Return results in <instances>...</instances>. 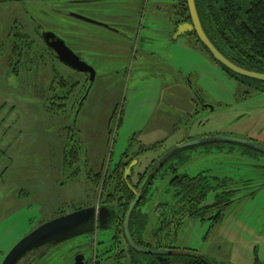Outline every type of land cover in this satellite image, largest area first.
Listing matches in <instances>:
<instances>
[{
    "label": "rangeland",
    "instance_id": "obj_1",
    "mask_svg": "<svg viewBox=\"0 0 264 264\" xmlns=\"http://www.w3.org/2000/svg\"><path fill=\"white\" fill-rule=\"evenodd\" d=\"M45 1L33 9L41 20L38 9L50 13L59 0ZM30 6L29 0H0V264L42 224L104 204L114 188V180L106 178L119 161L122 166L138 161L127 178L133 176L131 182L137 183L145 166L183 139L173 128L177 119L183 129L193 124L199 136L247 139L249 132L263 128L264 108L259 114L254 107L241 108L235 80L196 47L194 37L174 38L169 10L161 14L152 5L148 8L151 23L156 15L167 34L145 65L134 60L120 36L105 32L101 41H92L86 50L96 72L91 85L84 75L49 57L47 45L30 30L24 14ZM195 96L216 110L197 107L200 115L190 122L187 113L193 114ZM215 98L223 102L220 107ZM193 147L186 157L177 154L158 168L140 207L149 220L144 241L154 243L156 207L173 201L172 177L205 172L246 186L235 194L220 223L211 227L200 219L185 220L177 236L164 243L219 264L263 263L264 154L233 143ZM214 196L209 193L205 204H213ZM117 215L120 231L123 216ZM116 233L96 228L91 235L32 253L20 264H74L79 254L85 264H132L128 252L124 260L114 261L118 250L110 249ZM117 247L128 251L122 237Z\"/></svg>",
    "mask_w": 264,
    "mask_h": 264
},
{
    "label": "flooded vegetation",
    "instance_id": "obj_2",
    "mask_svg": "<svg viewBox=\"0 0 264 264\" xmlns=\"http://www.w3.org/2000/svg\"><path fill=\"white\" fill-rule=\"evenodd\" d=\"M29 3L31 4V6L29 9L27 8L25 9L24 14L29 20L30 25L33 26L31 27L30 30L39 37L40 41L44 44L42 36L46 33H51L55 35L57 38L63 40L66 46L71 51H73L79 57L81 61L85 62L86 64H88L94 69H95L94 65L90 63L89 59H86V56H87L86 50L87 48L90 47V43L92 41L94 40L101 41V39L105 38L106 37L104 36L105 32L112 33L113 35H115V37L117 35V36H120L121 38L126 39L127 43L130 45V46H127L128 47L127 51L130 50L131 54L133 53L134 60L135 59L136 61L140 60V62L144 65L149 63L154 55H157V53L155 54V52L151 50H153V47H156V51H157L160 40L162 41L163 37H165V35L167 34V27H164L165 24H162L161 22L156 21V18H157L156 15L154 16V19H155L154 24L151 23L152 21L150 19H152V17L148 16V8L151 5L155 7L154 11L156 13L160 12L161 14H163L161 12L162 10H166V11L169 10L171 17L168 20L170 21L169 24L173 29L172 35H175L177 27L179 25L184 24V23H190L189 14L186 15V19H185V16L183 15V6H184L183 0H59L58 2L54 1L55 5L53 8L50 9V13L42 11L41 9H38V12H39L38 14L40 15V17L50 22L49 26L43 23L45 20L36 18L35 14L33 13L34 12L33 9L35 8V5H37V7H40L41 5L48 4V3L45 0L44 2L40 0H29ZM150 13L152 12L150 11ZM151 24L153 28L151 27ZM74 26L76 27L75 30H73ZM67 34L69 36L71 35L72 37L74 36L77 37L79 39L78 42L71 41L68 38V36H66ZM187 35L194 37L195 39L194 44L196 45V47H199L200 50L205 51L202 48V46L199 45V42L194 34H187ZM110 38L111 36H107V39H110ZM80 40L82 42H80ZM47 53L50 58L59 62L56 54L52 50L48 49ZM59 63L62 64L61 62ZM242 68L247 69L245 67H242ZM224 71L227 72L233 80H235L236 89L238 90V95L236 96L239 99L241 108L245 111H248L251 107H254L258 111L256 114L261 113V110L259 109L261 107L264 108V103H263L264 100H262V96H264V91H263L264 83L255 81L252 79L236 76L226 70ZM249 71H253V70H249ZM253 72H257V71H253ZM257 73L264 74V72H257ZM82 75H84L85 78L89 81L88 75L86 74H82ZM86 95H87V91H86L85 96ZM195 98H196V102L195 101L193 102V105L195 107L193 114L191 115L190 113H187L188 118L190 119L189 120L190 122H192L194 116L200 115V113L196 109L197 107L201 108L202 110L211 111L212 113L216 110L213 107L210 108V104L207 103L204 99L197 98V96H195ZM215 102H217L218 107H220L223 104L221 100L216 99V98H215ZM259 105L261 106L259 107ZM227 109H229V107H227ZM181 122L182 120L177 119L176 124L173 127L174 129H176V131L179 130L181 137L183 138L180 142L176 143L175 146L185 144L188 142H192V141H196V140L211 138L207 135L205 136L197 135V133H195V131L197 130L196 128H194L195 126L193 124L183 129L181 126H179ZM261 127L263 128H258L256 132H249V130L245 131V132H249L248 134H251L252 136L248 137L246 135L245 137L247 139H243V140H247L257 145L264 146V133H263L264 124ZM261 132L262 134L259 135V133ZM225 137L236 138L234 136H227V135ZM205 144L215 146V144L217 143L207 142L202 145H205ZM193 148L195 147H188V148L175 152L163 162V166L167 164L171 159H173V157L177 154H179V156L181 157H186L185 155H187L188 151ZM171 149H173V147L164 150L162 154L157 157V160L150 167L147 168V166H145L144 167L145 170L142 173L140 172L138 174V179H139V176L145 173L147 176L149 171L153 169L155 163L165 153H167ZM135 159H138V156ZM202 173H204V175L207 177H215V176L208 175L205 172H202ZM185 176H188V175H185ZM130 179L132 180L133 176H131ZM153 180H151V182H153ZM129 184L133 187V185H135L136 183L133 184L131 182ZM245 186H246L245 182L244 184L235 183V184L229 185V188H227L228 191L226 192L235 191V194H236L239 190L244 189ZM134 190L138 191L139 189L134 188ZM222 190L223 189H219L217 190V192H222ZM142 192H143V189H142ZM142 198H141V201H142ZM205 200L200 206V208L206 210L205 213H203L201 217L186 218L185 220L200 219L202 222L207 221L208 223L211 224V227H214L216 224L220 223L223 220L225 216V212L231 206L232 203L228 205L227 207H224L226 205L223 206V204H219V205L216 204L215 203L216 200L214 201L213 204L206 205ZM119 205H120L119 202H117V204L115 205L113 203L112 205L111 204L98 205L96 207L97 209L103 208V206H107L106 213L108 217L102 221H96L95 229L96 228L97 229H103V228L110 229L111 228V229H114V232H116L117 231L116 223H117V217H118L117 214H119L118 213ZM185 220H184V223H185ZM123 223H124V220H123ZM122 231H123V227H122ZM168 250H174V249H168ZM187 252L192 253L194 251H187ZM193 254L199 255L196 252H194Z\"/></svg>",
    "mask_w": 264,
    "mask_h": 264
},
{
    "label": "trees",
    "instance_id": "obj_3",
    "mask_svg": "<svg viewBox=\"0 0 264 264\" xmlns=\"http://www.w3.org/2000/svg\"><path fill=\"white\" fill-rule=\"evenodd\" d=\"M183 15L188 14L186 0H183ZM198 15L203 30L213 45L227 59L245 67L249 70L264 72V0H195ZM200 45V44H199ZM201 46V45H200ZM157 150V146H153ZM150 149V150H152ZM147 149L141 153H145ZM131 153L123 154L125 157ZM140 153L135 154L133 159ZM123 157V156H122ZM120 161L107 179H112L114 188L110 194L105 195L104 204L119 202V213H122L123 220L130 202L133 200L132 193L128 190L124 177L126 168ZM146 173L139 176L138 182L133 185L139 189ZM131 183V179H128ZM233 181L230 178L207 177L204 173L194 177L175 175L170 185L173 189V201L171 204H160L156 207L158 216V227L153 233V242L144 241V234L148 230V216L140 211V207L145 203L147 190L152 182L149 180L143 188L142 201L134 208L129 222V231L133 241L142 247L154 250L173 249L164 243L165 239L175 238L181 229L186 218L201 217L206 210L200 208L207 195L211 192L216 194L215 203L223 204L227 207L234 201L235 191H228L229 185ZM104 188V187H103ZM103 188L100 197H103ZM223 189L222 192L217 190ZM123 222L121 230L117 225L116 236L112 238L110 251L118 250V255L114 261L119 262L125 259L128 252L132 264H219L201 255L197 256H149L132 251L124 238ZM122 239L125 241L128 251L117 246ZM194 253V252H192ZM260 264H264L260 263Z\"/></svg>",
    "mask_w": 264,
    "mask_h": 264
},
{
    "label": "water",
    "instance_id": "obj_4",
    "mask_svg": "<svg viewBox=\"0 0 264 264\" xmlns=\"http://www.w3.org/2000/svg\"><path fill=\"white\" fill-rule=\"evenodd\" d=\"M186 6L190 18V23H184L177 27L176 33L174 35L175 39L187 34H194L199 44L205 50V52H207L210 58L214 62H216L222 69L236 76L264 83L263 73L249 71L236 65L216 49V47L209 40L203 30L197 12L195 0H186ZM42 39L47 45L48 49L52 50L56 54L59 62H61L63 65L67 66L75 72L88 75L89 82L91 85H93L96 77L95 70L85 62L81 61L79 57L66 46L63 40L57 38L51 33L44 34L42 36ZM207 142L233 143L243 145L245 147H249L257 152L264 154V147L260 145H257L247 140L225 136L205 138L181 144L169 150L155 163L153 169L149 171L138 191L134 190V188L129 184L127 179L130 176V172L133 166L137 165L138 163V161L136 160L132 161L131 164L125 169L123 177L128 190L133 194L134 197L128 206L123 223L124 238L132 251L149 256H197L196 254L187 251L181 252L175 250H154L137 245L133 241L129 232V220L134 208L141 201L143 187L149 180L154 179L155 174L158 172V168L163 166V162L179 150L197 145H202ZM106 210L107 206H103V208L100 209H97L96 207L83 208L71 214H66L57 217L52 221L42 224L36 230L31 232L25 238H23L19 243H17L16 246L13 247V249L5 257L2 264H20L23 260L28 257V255L32 253L43 249H50L56 247L64 242H67L79 236H86L91 234L95 230L96 221H102L108 217ZM74 264H85L84 256L82 254L77 255L75 257Z\"/></svg>",
    "mask_w": 264,
    "mask_h": 264
}]
</instances>
